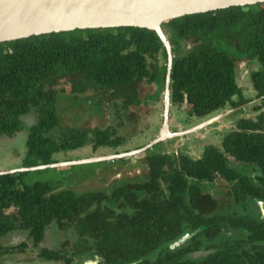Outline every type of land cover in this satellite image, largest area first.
<instances>
[{
  "label": "trees",
  "instance_id": "obj_1",
  "mask_svg": "<svg viewBox=\"0 0 264 264\" xmlns=\"http://www.w3.org/2000/svg\"><path fill=\"white\" fill-rule=\"evenodd\" d=\"M161 27L173 53L171 103L185 105L196 122L247 103L228 114L237 116L233 126L197 157L152 146L142 158L147 178L109 193L54 191L49 181H26L28 171L0 174V239L21 232L40 259L62 264H264V2L186 14ZM240 61L249 68L250 96L237 81ZM165 64L157 34L138 26L0 42V137L19 131L32 111L21 166L57 162L55 154L88 141L93 150L116 146L113 125L63 126L57 86L91 91L102 106L111 100L120 125L141 105V85L156 82L160 90ZM229 158L252 167L237 170ZM51 224L70 235L54 248L41 243ZM27 245L0 242V257Z\"/></svg>",
  "mask_w": 264,
  "mask_h": 264
},
{
  "label": "rangeland",
  "instance_id": "obj_2",
  "mask_svg": "<svg viewBox=\"0 0 264 264\" xmlns=\"http://www.w3.org/2000/svg\"><path fill=\"white\" fill-rule=\"evenodd\" d=\"M249 68L245 61L238 64L237 81L242 87L245 95H252V88L249 81ZM154 84L141 85L139 94L144 96L155 89ZM61 93L58 94L57 110L63 121V126L74 127H107L113 125L116 128L115 136H120L116 146H101L92 149L91 142H86L83 146L59 152L55 154L57 162L90 158L92 155H105L127 150L135 149L153 139L160 130L161 126V107H144L131 109L133 120L122 117V123L117 125L114 109L111 103L106 106L100 105V98L93 96L91 91L84 94H74L70 92V86L66 82H61L57 86ZM151 99L153 95H148ZM161 94L159 95V97ZM185 107V105H182ZM223 112V111H222ZM169 115L170 131H181L191 127L198 122L189 118L183 108L172 107ZM218 114V113H217ZM134 115V116H133ZM242 115V114H241ZM250 115V113H246ZM240 116V115H238ZM237 116L226 115L217 122L209 124L196 132L185 134L177 145V141L167 139L161 144H156L153 149L173 150L175 146L183 149L193 157L200 156L202 149L207 144H219L222 133L230 128ZM206 119V118H205ZM22 128L12 136L0 137V170H9L21 167V160L26 151V138L29 128L34 124L36 115L29 112L21 116ZM51 135L56 138L57 130L51 131ZM157 151V150H154ZM143 152L133 154L130 157H124L113 160L87 162L81 164L64 165L60 167L43 168L28 171L25 174L26 181L35 180L49 181L54 191L67 188L76 194L102 191L109 193L117 186L129 181H143L148 176L147 165L144 162ZM230 166L237 170L245 171L252 167L250 164L232 161L229 158ZM51 224L45 233L44 240L41 242L44 246L54 248L62 241L69 238V232L58 229ZM22 241L27 242L24 252L4 255L0 257V264H62L61 262H47L38 257V247L32 248L31 243L21 232H13L0 239L5 245H14Z\"/></svg>",
  "mask_w": 264,
  "mask_h": 264
},
{
  "label": "water",
  "instance_id": "obj_3",
  "mask_svg": "<svg viewBox=\"0 0 264 264\" xmlns=\"http://www.w3.org/2000/svg\"><path fill=\"white\" fill-rule=\"evenodd\" d=\"M257 2H264V0H0V42L25 38L31 35L69 31L75 28L138 26L153 30L166 52L162 122L159 132L148 143L137 149L123 152L0 170V174L130 157L133 154L144 152L147 148L164 141L166 138L177 137L179 142L185 134L196 132L209 124L217 122L222 117L244 108L247 103L228 108L185 130L170 131L169 84L173 53L169 39L163 32L161 24L186 14L216 10L232 5L243 6ZM261 98H255L252 102ZM259 206L263 210L262 202H259ZM188 236L189 234H185L171 247L177 245ZM86 262L87 264H93V261L88 260Z\"/></svg>",
  "mask_w": 264,
  "mask_h": 264
},
{
  "label": "flooded vegetation",
  "instance_id": "obj_4",
  "mask_svg": "<svg viewBox=\"0 0 264 264\" xmlns=\"http://www.w3.org/2000/svg\"><path fill=\"white\" fill-rule=\"evenodd\" d=\"M152 84H154L155 86H156V88L155 89H153V91H151V92H149V93H146L144 96H140V101H141V106H144V107H154V108H156V107H161L162 109H161V121H162V112H163V107H164V81H163V85H162V87L160 88V90H159V86H158V84L155 82V83H152ZM153 95L154 96V98L153 99H151V96H150V98L148 97V95ZM161 94V96L159 97V95ZM112 105V104H111ZM113 106V105H112ZM111 106V107H112ZM140 106V105H139ZM172 107H177V106H174L172 103H171V101H170V90H169V115L171 114L170 113V110H171V108ZM177 108H179V109H181V108H183V110L185 111V108L183 107V106H179V107H177ZM233 126V125H232ZM169 127H170V124H169ZM172 132H177V131H172ZM171 139H173V141H177L178 140V138L177 137H170ZM170 138H166L165 140H164V142H166L167 141V139H170ZM181 141V140H180ZM180 141L177 143V145L180 143ZM148 143V142H147ZM146 144V143H145ZM144 144V145H145ZM141 146H143V145H141ZM141 146H139V147H141ZM154 146V145H153ZM139 147H136L135 149H137V148H139ZM152 147V146H151ZM150 147V148H151ZM147 149H149V148H147ZM146 149V150H147ZM145 150V151H146ZM168 150V149H167ZM171 150V149H170ZM178 150V148L175 146V151H177ZM144 151V152H145ZM169 151V150H168ZM143 152V153H144ZM258 206H259V203H258ZM262 206H263V203H262ZM259 209H260V211L262 212V214H263V211H264V207H263V210L261 209V207L259 206ZM264 215V214H263Z\"/></svg>",
  "mask_w": 264,
  "mask_h": 264
}]
</instances>
